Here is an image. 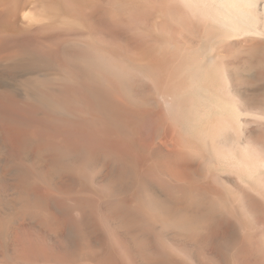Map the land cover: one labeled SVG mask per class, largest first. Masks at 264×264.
Here are the masks:
<instances>
[{
    "label": "bare ground",
    "instance_id": "6f19581e",
    "mask_svg": "<svg viewBox=\"0 0 264 264\" xmlns=\"http://www.w3.org/2000/svg\"><path fill=\"white\" fill-rule=\"evenodd\" d=\"M31 1L33 5L38 7L43 12L44 11L51 12V11L56 10L58 7V5H56L53 2V0H31ZM63 1H65L66 7L67 9L70 10L72 16L78 17L86 21L87 19H89L88 17H91V16L93 17V15H96L98 12H100V8L102 9V7H98L96 5L95 0H63ZM176 2H179L178 3L179 5H176ZM258 2L259 0H253V2H251V0H162V4H161L162 6L158 7L160 8L159 12H162V17L159 18L155 16L153 18L155 20V23H157V25H160L157 27L173 31V33L174 32L175 33L178 32L182 34H185V33L192 34L193 32L198 33L199 32L198 27L193 28L194 24L189 26V24H191L190 21H187L186 19L182 18L183 14H186L187 12V14L188 13L190 14L189 15L190 17L191 15H197V16L200 15L205 20L206 23H209V25L213 27H219L223 29L225 33L227 34H230V35L234 34V36H237V37L239 36V38L237 39V45H236L238 53H237L236 59L234 58L235 62L233 65H231L232 64L231 62L222 61L221 63L215 66L214 64L215 55L210 60L208 59L209 62L197 63L198 62L197 59L190 57L187 54L185 55L183 53L179 56L175 53H169L170 55L167 54L168 56H166V58H164L162 61L164 65H166L167 67L164 72V78L160 84L155 86V91L163 102V108H164L163 115L166 117L165 118L166 121L168 120L172 124H176L179 128H185L188 132L193 131V130L196 132L199 131L201 133L202 140L205 142V144L207 143L210 146L214 147L212 150L213 152L207 148L202 149L201 147L190 146V145L183 143L180 137L172 133L170 129L168 128V126L166 125V123H164L166 122L165 119L163 122L161 120L162 118L159 119V116L153 118L155 125H152V127L155 126V128L151 127L152 129L150 130V132H149L150 128L146 129L147 133L149 132V135H148L149 137L150 136L152 137V135H150L151 132L154 133L153 138L151 140L148 139V141L150 142L139 141L136 138L137 134L135 131L137 130L132 131V132L128 131L129 127H127L126 123L124 122L120 123L117 119V116L121 117V115L126 114V110L124 107H121L122 105L121 103L120 104L118 103L117 105V102H120L122 99L120 101H116L112 97L111 94H114L115 90H113V93H110L109 92L111 90L110 88L107 89L106 87L103 86L104 88L109 90L108 92H105L106 89H104L100 85L101 87L100 88L101 90H100L97 84H96L97 86L94 84L92 85L90 84V86L89 85L87 86L85 85V83L83 85H81L82 83H80L79 86L78 84L77 85L73 84L74 86H78L77 90H80L78 89L80 87L84 91L83 98H81L84 102L82 101L83 104L81 105L85 106L88 109V112L90 111L91 113H94L96 116H98V118L101 119V121L103 122L106 128L117 131V134H118L117 136L119 139H113V138L111 139L107 137L99 141L96 140L97 142H95L94 140H90V141L85 142L86 144L81 146L80 148L74 147L72 142L63 140V139L59 141H55L52 144H46L60 151V156L53 157L49 155L45 160V164H44L45 166L43 165V168L41 167L40 169L37 168L39 170L38 172H36L37 174L35 177L42 180L44 184L50 182L49 186L53 188L55 186L54 184L55 181H57L54 178H59L69 183L71 182V184H73L72 187L76 188V190L74 191V194H76V196L68 203L69 208L65 209L66 212L62 213L61 211L53 212L49 210V208H47V205L43 201H40L41 200L40 198H42L41 191L40 193L38 192V194H40L41 196L39 197L37 196V193L35 195L34 193H32V191L23 193V192H20V190L22 189H20L19 191L17 190L18 193L19 192L22 193L21 195L25 194L23 195V197H20L21 196L20 195L19 198H17L18 197L17 194H15V192L13 193L16 195V197H14L15 195L13 197L18 199L19 209L18 211H16L17 212L16 215L20 217L19 220L20 219L22 220V218L26 220H32L37 227L45 230L46 232L51 233L53 235H61L63 239L65 240L69 250L71 251V255H73L75 259H77V257L78 258L80 257V259L83 260V256H85V258L87 256H90V258H88V261L91 260L93 264H227L221 258L216 259L215 255H212L213 258L211 257L207 258L209 260H206V259L202 260L199 258L200 255L203 253V251L208 248L206 246H209L212 243L213 235L216 234L218 230H219V234H222L223 229H220V225L218 223L213 222L212 219H209V215L200 213L199 209H201V207L204 208L207 205L205 202V197L203 195H200V193H197L198 192L197 190H193V186L191 182L193 178L192 177L193 174H195L194 176H197V175L200 176V172L193 173L192 171H190V169L192 170L193 167L198 168L204 165H208L212 161L214 162V158L216 159L219 158V160H223V163L225 162L227 164H230L233 166V168H235L233 169L232 167H228L231 169V171L232 169L236 171L235 179L233 180H237L241 176H244L246 178H252L264 168V161H261L258 158L252 159L250 152H248L245 149L249 145L247 139L250 138V135L251 136L255 135L256 132L258 131V128L255 125L260 127V129L264 128V111L263 109H260L261 111L258 110L259 112H253L252 114H250V117L252 118L250 120L247 119V117H245L246 113H248L249 111L248 106L251 104H249V102L245 100L246 88L244 87L242 83L245 77V72L247 71L246 66L248 65V62L250 61L248 51L250 49L254 50V48L255 49L257 48V46L253 47L255 44L249 45L246 42L247 40L245 36H247L248 31H250L248 28V18L249 17H253L255 21L253 28H252L254 34L257 35L259 33L258 31L259 27L257 28L255 26L257 23V17L260 18L259 17L260 13L258 14V8H259ZM24 6L26 7L27 5H24ZM18 8L19 7H17V5L16 6L14 4L12 5L10 0L0 2V30H6L8 26L13 25L12 23L14 22L16 18L15 16L18 14V12H16ZM39 9L38 11H40ZM87 10L88 11L91 10V12H88ZM152 11L154 15H156V12L158 10L153 8ZM149 12L145 10V11H141V13L137 12L138 16L136 14L135 15L138 18L139 16H141V18L147 19V17L150 16ZM261 13L263 12L261 11ZM59 15H60V12H59ZM132 17H135V16L132 15ZM71 20L69 19V21ZM118 26L119 24H117V27ZM113 27L111 28V26H109L110 28L109 34L114 35L116 33L117 35L118 32L116 31L120 32V30H116L115 28L113 29ZM126 27L127 26H125V28ZM160 28L158 29L160 30ZM76 31H73V32H76ZM170 31L168 32L170 33ZM129 32H130V29H129ZM75 34L81 37L83 36L81 35L82 33L77 34L76 32ZM124 34L122 36L124 43H126L128 48H130V50H132L135 53L133 54L138 55V57L145 56V59L148 60L149 56L148 57L146 56V50L148 47L153 45L151 44L152 40L150 39L151 41L149 40L148 42L147 40L146 42H144L142 41V39L141 40L135 39L136 37L129 38V36H126V34L125 35ZM222 35H225V34H222ZM218 36L221 37V35H218ZM117 37L120 38L121 35L120 36L118 35ZM226 37L228 36L226 35ZM243 37H245L246 41L243 40ZM2 38H0V81L5 82L7 80H12V78L17 74L16 70H18V68H20L21 65L18 62L19 61L18 59L20 58H17L15 54V48H17L16 46L18 45H16L15 43L8 42L6 41V39L4 40ZM217 40L219 39L217 38ZM70 42H67V43L70 44ZM74 42L75 40H73V43ZM78 44H79V47L80 45H82L81 43H78ZM78 44L76 43L75 45H78ZM77 48L75 47V49ZM82 49H83V46H82ZM183 49L185 51L186 47ZM220 53H219L218 59H220L219 57L222 56V54L220 55ZM60 55L62 56V54ZM216 56H217V53H216ZM64 57L66 58L68 56H64ZM261 58L262 57H260L259 59ZM61 59L63 60L64 58H61ZM69 59L72 62L75 61L77 63L82 64L84 68L88 70L89 74H92L94 78H97L100 74L102 75V77L106 75L104 78L105 79L110 78V80L114 81V84L116 83L118 87L122 89V92L124 93L122 94L127 100L130 99V97H132L133 91H135L134 89L137 87H140V85H138L139 80L135 81L138 78L134 79L136 75L133 77L134 74L132 75L133 72L131 68L125 67L124 64H121L124 67L120 68L119 61H117V59L114 56L107 57L105 55L98 54L97 52H92V53H88L85 55L73 54L72 57ZM139 59H142V58H139ZM70 61H69V65H70ZM63 63L65 64L68 62L65 61ZM228 63H231V64L229 65ZM68 66H67V69H68ZM60 67L62 66L60 65ZM65 69L66 68L64 66V70ZM65 72L67 73V71ZM62 73H63V70H62ZM140 73L141 71L138 74L141 75ZM210 74L211 75L213 74L212 80H210ZM141 76H144V75H141ZM39 77L40 78H38V81L40 85H24L25 87L23 88L22 86L20 88V91L25 96L35 99L37 102L38 101H41L43 103L51 102V104L54 106L56 110L65 112L64 107H66L67 104H71V103H68L69 101L67 102V98H65V96L61 97L60 95L47 94L46 92H49L47 91L49 89V85H43V84L45 81H50L51 78H49L48 75H39ZM93 77H91V79H93ZM102 77H101V81H102ZM59 78L60 76L58 77L54 76L52 80L54 81L61 80V82L64 81V84L66 81L67 84L70 83V85H72L70 82L71 80L67 82L68 81L66 80L67 77H65L64 80H62L63 79L62 77H61L62 79H59ZM142 78L144 79L145 77H142ZM157 78H159V76L156 77V79ZM201 79H203L207 85L209 86L213 85L214 87H210V88H208L207 86L206 88L201 87V83H200ZM72 80L74 79L72 78ZM95 80L99 81L100 79L97 78ZM110 80H107V81L109 82ZM158 82H159V79H158ZM64 84H62V86ZM70 85H68V87H70ZM147 86L150 87L149 85ZM64 87L66 89L67 85H65ZM71 88L70 89L68 88L69 89L68 91L66 89V92H70ZM58 89H59V85H57V87H55V89L52 91L57 92ZM74 89L75 87L73 88L72 92L76 91ZM102 89H104V91H102ZM121 89L120 91L117 90L116 92L121 93ZM153 89L154 88L150 90L152 93L154 91ZM64 90L62 92H64ZM83 91L80 90L81 93H79V95L76 94L77 95L76 98H78L77 99L78 101L80 99L79 96L82 97ZM120 93H118L119 96L121 95ZM137 94L139 93L136 92V95ZM113 96H116V94ZM232 96L236 97V101L232 100ZM128 102H130V100ZM136 103L145 105V102L138 101ZM148 103L149 104L147 105H150L149 100H148ZM123 104H124V101H123ZM129 104L135 105L134 101ZM79 105L78 107L75 105L76 106L75 108H78V110L76 109V111H79L78 114L80 113V111L84 112V110L79 109ZM208 116H210L211 118H209ZM136 119L138 120V118ZM139 121H142V120L140 119ZM147 122L149 123L148 120ZM171 123H168L169 126ZM16 124H18V122ZM140 124L142 126V123ZM8 129H10V126ZM129 129L132 130L134 128H129ZM153 129H155V131ZM12 130H14L15 132V128ZM14 132L13 131L11 132L13 133L12 135L9 133V135H11L12 137V140L10 139L9 136L7 137L11 140L10 145L11 144L14 145V147H16L17 149L18 148L20 149L21 147L22 148L25 147L27 144V141H29L28 137L23 138L24 137L23 132H20V131H16L17 133L16 132L14 133ZM138 134L140 135V133ZM146 136L147 135H145V138ZM123 138L127 139L128 140L127 142H129L130 144L125 142ZM229 142L233 143L232 145H235V147L231 146L232 149L231 148L223 149L224 148L223 146L227 145ZM236 147H239L240 149L239 154H237ZM145 148H150L155 153L154 154L155 156L153 155L154 157L152 158L150 157L151 159L145 158ZM44 149H45L44 145L37 147V150H40L41 152H43ZM47 149H50V148H47ZM13 155H14V152H13ZM34 158L36 162L38 158L37 160L35 156ZM13 161H18V160L13 159ZM32 165L34 166V164ZM78 165L81 166L79 169H77ZM223 165L226 166L225 164ZM230 165H227V166H230ZM215 166H218V163ZM35 167L36 166H34V168ZM37 169H34V170L37 171ZM5 171L4 172L1 171V172L5 173ZM227 173L228 174L226 175L231 174V173L229 174V171ZM34 175L35 174H33V176ZM157 176H161L162 179L161 178L159 179ZM9 179L11 180V178ZM0 180H1V176H0ZM51 180H54L53 181L54 185L51 184ZM223 180H224V177H223ZM22 184H24V182ZM246 184L247 183L245 180V185ZM210 185L212 186V184ZM233 185H236V183ZM257 185L258 184H256V186L254 187H257ZM60 187H62V185H60ZM175 188L177 189V191L173 192L172 189H175ZM63 189H67V188L64 187ZM24 190H25V187H24ZM247 191H248L247 193L250 192L249 190ZM47 192L46 193L44 192V193L47 194ZM49 192L51 193V191ZM49 192L47 196L49 195ZM52 194L53 193H51V195ZM261 194L263 193H260V195ZM256 195H257V192H256ZM44 196L45 195H43V199L45 198ZM50 197H47V198H50ZM260 197L257 196V198H260ZM257 200L255 201L261 202V200L260 201H257ZM10 202H7V203H10ZM246 203H247L246 205L249 206L250 210L258 211L257 209L258 205H261L263 202L257 203L258 204L257 205L251 198V199H247ZM7 205L9 204H6L4 206H7ZM18 205H16V207ZM215 205L219 206V204L217 203H215ZM8 209L9 210L12 209L11 206ZM261 210L264 211L263 209ZM16 212L14 211L13 213H16ZM11 218H13V216ZM263 218L264 217H262V220ZM16 220H15V223H16ZM15 223L13 224L15 225ZM239 224L240 223H238V225ZM180 243H182L181 244L182 247H179L180 249L183 248L184 244L185 246L187 245V249L188 247H190L188 251L181 250L184 253V256L186 255L187 257L186 259L183 258L184 257L183 255L182 257L180 256V254L178 255L177 252H175L177 255L173 254L172 251H170L169 249L170 247L172 248L178 247ZM255 247H258V246H255ZM255 247H254V250H256ZM248 248H250L249 245H248ZM229 252L227 253L230 254ZM234 252L241 254V251L239 248H236V251ZM259 252L261 253V251ZM7 253L9 252L7 251ZM208 254L210 253L208 252ZM218 254L221 257L222 251L220 249H218ZM256 254L258 253L256 252L255 256ZM252 255H251V258H253ZM262 257L264 258V256ZM259 258L260 257H258V259ZM80 259H77V261H74V263H77V264L81 263L78 261ZM64 263L65 262H63L62 264ZM86 264H88V262Z\"/></svg>",
    "mask_w": 264,
    "mask_h": 264
},
{
    "label": "rangeland",
    "instance_id": "374dc122",
    "mask_svg": "<svg viewBox=\"0 0 264 264\" xmlns=\"http://www.w3.org/2000/svg\"><path fill=\"white\" fill-rule=\"evenodd\" d=\"M3 1H6V0H0V2H3ZM10 1H11L12 5L14 4L15 6L17 5V7H19L16 11V12H18V14L16 13L17 15L15 16L16 18H15L14 22L12 23L13 25L8 26V28L6 30H0V38L3 37L2 39H4V40L6 39V41H8V42L15 43L16 45H18V46H16L17 48H15V54H16L17 58H20V59H18L19 60L18 62L21 66H20V68H18V70H16L17 74L12 78V80H7L5 82L0 81V133H2V134H0V163H1L0 164V174H1L0 175L1 176V180H0V264H1V262H2V264H57V263L62 264L63 262H65L64 264H68V262H69V264L70 263L71 264H77V263H74V261H77V259H80V257L79 258L77 257V259H75V257L73 255H71V251L69 250L65 240L63 239V237L61 235H53L51 233L46 232L45 230L37 227L32 220H26L23 218H22V220L21 219L19 220L20 217H18L16 215L17 214L16 211H18V209H19L17 198H19V196L22 194L20 192L27 193V192L32 191V193H34L35 195L37 193V196H39V197L42 196V198H40L41 199L40 201H43L47 205V208H49V210H51L53 212L61 211L62 213L66 212L65 209L69 208L68 203L76 196V194H74V191L76 190V188L72 187L73 184H71V182L69 183V182H66L65 180H62L59 178H54L57 181H55V183H54L53 182L54 180H51V184L52 185L55 184V186L53 188V187L49 186L50 182L46 183L47 184L46 185V184H44V182L42 180L35 177L37 174L36 172H38V170L41 167L43 168V165L45 164V160L49 155H51L53 157H59L60 156V151H58V150H56V149H54V148H52L46 144H52L55 141H59V140L63 139V140H67V141L72 142L74 147L80 148L81 146L86 144L85 142L90 141V140H94L95 142H97L96 140L99 141V140L107 138V137H109L111 139L112 138L113 139H119L117 136L118 135L117 131H115L113 129L106 128L104 126L103 122L101 121V119L98 118V116H96L94 113H91L90 111L88 112V109L85 106L81 105L84 102L81 99V98H83L84 91L80 87L78 89L83 91L82 97L79 96L80 99H79V101L77 100L78 99V98H76L77 95H79V93H81L80 90H77V87L79 86V84L82 83L81 85H83L85 83V85H87V86L88 85L90 86V84L91 85L97 84L99 89L101 88L100 87V85H101L102 87L104 86L107 89L110 88L111 90L109 91L103 87L104 89H106L105 92L109 91L110 93H113V90H115L114 94H111L112 97L116 101H120L122 99L120 102H117V105H118V103L119 104L121 103L122 104L121 107H124L126 110V114L121 115V117L117 116L118 121L120 123L121 122L126 123L127 127H129V128H134L132 130L128 128V131H130V132L137 130V131H135L137 134L136 135L137 140L144 141V142H150V141H148V139L151 140L154 136L153 132H151V134H150V135H152V137L148 136L150 130L153 127L155 128V126L152 127V125H155L153 118L159 116V119L162 118L161 120L163 122H164V119L166 118L163 115V113H164L163 102L159 98V96L157 95V93L155 91V86L160 84L164 78V72H165L167 67H166V65H164V63L162 61L164 58H166V56H168L167 54L175 53V54L180 56L181 54L184 53L185 55L187 54L188 56L197 59L198 60L197 63L209 62V60L211 58H213V56L215 55L214 56L215 57V61H214L215 66L217 64L221 63L222 61L231 62L232 64L231 63H228V64L233 65L235 62V59L237 57V53H238L236 45H237V39L239 38V36L237 37V36H234V34H231V35L227 34V33H225V31L223 29L209 25V23H206L205 20L200 15H198V16L197 15H191V17H190L189 16L190 14L189 13L187 14V12H186V14H183L182 18L186 19L187 21H190L191 24H189V26L194 24L193 28L198 27L199 28L198 33L193 32L192 34L191 33L182 34V33L177 32L178 33V35H177V33H175V32L173 33V31L157 27L160 25H157V23H155V20L153 18L155 16H157L159 18L162 17V12H159L160 8H158L159 6L160 7L162 6L161 5L162 0H100L101 2L99 0H95L96 5L98 7H102V9L100 8L101 13L98 12L96 15H93V17L92 16L88 17L89 19H87V21L80 19L78 17L72 16L70 10L67 9V7H66L65 1H63V0H53V2L56 5H58V7L56 10L51 11V12L50 11L49 12L48 11L43 12L38 7L33 5L31 0H10ZM251 2H253V0H251ZM262 2H263V0H261V1L259 0V2H258V7H259L258 8V14L260 13L259 14L260 18L257 17V23L255 25L257 28L259 27L258 31L261 34H259V33L257 35L254 34L252 28H253L255 21H254L253 17H249L248 18V28L250 31H248L247 36H245L247 41L245 40V37H243V40H245L249 45L255 44L253 47L257 46L256 49L254 48V50L250 49L248 51L250 61L248 62V65L246 66L247 71L245 72V77L242 81L244 87L246 88L245 100L248 101L249 104H251L248 106L249 111H248V113H246V116H245L249 120L252 119L250 117V114H252L253 112H259L258 110H260V109H263V111H264V31H263L264 30L263 29L264 28V25H263L264 24V2L263 3ZM178 3L179 2H176V5H179ZM261 3L263 4V6ZM24 5H27V6L25 7ZM261 6H262V8H261ZM152 7L158 10L156 12V15H154V13L152 11V9H153ZM260 8H261V10H260ZM38 9L40 11H38ZM145 10L147 12H149L151 10L149 12L150 16H148L147 19L146 18L143 19V18H141V16H139V18L136 17V15L138 16L137 12L141 13V11H145ZM261 11L263 13H261ZM59 12H60V15H59ZM88 12H91V10H89ZM132 15L135 17H132ZM91 18H92V20H91ZM176 18H177V16H176ZM69 19L70 20L72 19V20L69 21ZM112 24L114 27L112 26ZM117 24H119V26H118L119 29L117 27ZM76 25H78V26H76ZM109 26H111V28L113 27V29L115 28L116 30H120V32L116 31L119 34L118 33H117V35H116V33L114 35L109 34L110 33ZM125 26H127V27L125 28ZM107 28H109V29H107ZM158 28H160V30ZM207 28H209V29H207ZM129 29H130V32H129ZM76 30H78L79 33ZM73 31H76L77 34L82 33L81 35H83V36L81 37L79 35H76L75 34L76 32H73ZM168 31H170V33ZM98 32H100L101 34ZM123 32L126 34V36H129V38L130 37L131 38L136 37L135 39H138V40L142 39V41H144V42H146L147 40L149 42L150 39L152 40L151 44H153V45L148 47L146 50V56L147 57L149 56L148 60L145 59V56L138 57V55H134L135 53L132 50H130V48H128L126 43H124V40L122 37L124 34ZM262 32H263V34H262ZM121 33H123V34H121ZM139 34H141V35H139ZM222 34H225V35H222ZM118 35L119 36L121 35L122 38L117 37ZM134 35H136V36H134ZM218 35H221V37ZM226 35L228 37H226ZM69 36H71V37H69ZM78 36H79V38H78ZM140 37H142V38H140ZM217 38L219 40H217ZM73 40H75L74 43H73ZM66 41L67 42L71 41L73 45L71 44V42L69 44ZM63 42H65V43H63ZM76 43L77 44L81 43L82 45H80V47H79V44L75 45ZM208 43H210V44H208ZM62 44H64V45H62ZM77 46H78V48H77ZM82 46H83V49H82ZM63 47H64V49H63ZM75 47L77 49H75ZM185 47H186V50L184 51L183 48H185ZM207 49H209V50H207ZM61 50H62V52H61ZM90 50L92 52H97L98 54L105 55L107 57L114 56L117 59V61H119L120 68H122L124 66L131 68V70L133 72L132 75L134 74L133 77L135 75L137 76V77L135 76L134 79L138 78L135 81L139 80L138 81L139 84H138V82H137V84L140 85V87H137L138 89L137 88L134 89L135 91H133L132 97H130V99L127 100L124 97V95H123L124 93L122 92V89L120 87H118V85L116 83L114 84V81L110 80V78L105 79L104 77L106 75H104L102 77V75L100 74L97 77L100 80L99 81L95 80L97 78H94L92 76V74H89L88 70H86L82 64L77 63L75 61L72 62L69 59L72 57L73 54L85 55L88 53H92ZM147 51H149V52H147ZM203 51H204V53H203ZM216 53H217V56H216ZM219 53H220V55L222 54L223 57L225 55V57L223 58L222 56H220L219 57L220 59H218ZM60 54H62V56ZM64 56H68L69 58L68 57L65 58ZM260 57H262V58L259 59ZM61 58H64V59L62 60ZM139 58H142V59H139ZM64 60L68 63L64 64L63 63V62H65ZM68 60L70 61V65H69ZM218 60H220V61H218ZM260 61H261V63H260ZM158 62H159V64H158ZM121 64H124V66ZM60 65L62 67H60ZM64 66L66 68L65 70H64ZM67 66H68V69H67ZM62 70H63V73H62ZM85 70H86V72H85ZM65 71H67V73ZM140 71H141L140 74L144 75V76H141L138 74ZM39 75H48L49 78H51L50 81H45L43 84V85H49V89L47 90L49 92H46L47 94L60 95L61 97L65 96V98H67V102L69 101L68 103H71V104H67L66 107H64L65 112H61V111L56 110L54 108V106L51 104V102L50 103H43L41 101L37 102L35 99H32L30 97L25 96L20 91V88L22 86H23V88L25 87L24 85H40L39 81H38V78H40ZM68 75H70V76H68ZM87 75H89L90 77ZM138 75L141 77H139ZM161 75H163V76H161ZM54 76L55 77L60 76L59 79L63 78L62 80H64V78L67 77L68 78V79L66 78V80H68L67 82H69L71 80L70 82L72 85L78 84V86H74V85L72 86V85H70V83L67 84L66 81H65V84H64V81L61 82V80H58V81L55 80L54 81V80H52ZM158 76H159V78L156 79V77H158ZM91 77H93V79H91ZM101 77H102V81H101ZM142 77H145L147 79H145V78L143 79ZM72 78L75 81L72 80ZM141 78L144 81L145 80H147V81L144 82ZM212 78H213V74L212 75L210 74V80H212ZM158 79H159V82H158ZM107 80H110L111 83H110V81L108 82ZM200 83H201V87H203V88L204 87L206 88V86L208 88L214 87L213 85L212 86L207 85L203 79H201ZM62 84H64V85L62 86ZM57 85H59V89H58L59 92L58 91L53 92L52 90H54L55 87H57ZM65 85H67V87H66L67 91L72 87L71 91H70L71 93L66 92V89L64 87ZM68 85H70V87H68ZM147 85H149L150 87H148ZM215 86H217V85H215ZM74 87H75L74 90H76V91L72 92ZM148 88H150V89H148ZM152 88H154L153 90L155 91V93H154V91H153V93L150 91V90H152ZM62 89L63 90L65 89L64 92H62L63 91ZM104 89H102V91H104ZM120 89H121V93L116 92L117 90L120 91ZM136 92L139 93L140 96H139V94L136 95ZM61 93H63V94H61ZM118 93H120L123 97L121 95L119 96ZM115 94H116V96H113ZM154 96H156V97H154ZM74 100H76V101H74ZM129 100H130V102H128ZM148 100L150 102V105H147V104H149ZM232 100L236 101V97L232 96ZM123 101H124V104H123ZM131 101L132 102L134 101L135 105L129 104V103H132ZM138 101L139 102H145V105L144 104H137L136 102H138ZM76 102L79 103L80 105L77 104ZM75 105L77 107L79 105V109L84 110V112L80 111V113L78 114L79 111H76V109L78 110V108H75L76 107ZM151 105H153V106H151ZM80 106H81V108H80ZM247 114H249V115H247ZM129 115H131V116H129ZM208 117L211 118L210 116H208ZM136 118H138V120ZM140 119L142 121H139ZM143 119H144V121H143ZM147 120L149 121V123L147 122ZM165 121H166V119H165ZM17 122H18V124H16ZM139 122L142 123V126ZM133 123H134V125H133ZM164 123H166V125L168 126V128L170 129V131L172 133H174L180 137V139L182 140L183 143L190 145V146L201 147L202 149L207 148L211 151L213 150L214 147L210 146L207 143L205 144V142L202 140L201 133L199 131L196 132L193 130V131L188 132L185 128H179L176 124H172L168 120ZM168 123H171L170 126ZM12 125H14V126L17 125V126L14 127ZM131 125H133V126H131ZM9 126H10V129H8ZM255 126L258 128V131L256 132L255 135H252V136L250 135V138L247 139L249 145L245 149L248 152H250L252 159L258 158L259 160L264 161V158H262V157H264V132H262V131H264V128L260 129V127H258L257 125H255ZM14 128H15V132L16 131L23 132V134H24L23 138L28 137L29 141H27L26 146L23 148L21 147L24 151L21 148L17 149L12 144L10 145L11 140H12L11 135L13 134L11 132L12 131L14 132V130H12ZM146 129H149L148 133H147ZM153 130L155 131V129H153ZM9 133L11 135H9ZM138 133H140V135ZM142 134L147 135L148 136V137L146 136L147 139L145 138V135L143 136ZM3 136H5V137H3ZM8 136L10 137L11 140L9 138H7ZM116 136H117V138H116ZM124 140H125V142L128 141L127 139H124ZM28 143L30 146L28 145ZM127 143H129V142H127ZM232 144L233 143L229 142L227 144L228 146L225 145V146H223L224 148L223 147L222 148L223 149H230V148L232 149V147H235V145H232ZM43 145L45 147L43 152H41L40 150H37L38 146H43ZM47 148H50V149H47ZM236 148H237V154H239L240 149H239V147H236ZM26 149H27V151H26ZM13 152H14V155H13ZM19 152H20V154H19ZM154 154L155 153L150 148H145V158H147V159H149L150 157L152 158L155 156ZM34 156L36 157V160L38 158V160L40 162L37 160L36 161L37 163H36ZM252 156H254V157H252ZM13 159L18 160V161H13ZM135 160H136V158H135ZM217 163H218V166H215ZM32 164H34V166H36V167L34 168V166ZM37 164H38V166H37ZM223 164H225L226 166H224ZM227 165H230V164H227L225 162L223 163V160H219V158L218 159L214 158V162L212 161L208 165H204V166L198 167V168L193 167L192 170L190 169V171H192L193 173L194 172H196V173L200 172V176L199 175L194 176L195 174L192 173L193 178L191 181L192 186H193V190H197L198 191L197 193H200V195H203L205 197V202L207 204L205 206L206 209H205V207L204 208L201 207V209H199L200 213L209 215V219H212L213 222L218 223L220 225V229H223L222 234H219V230H218L216 232V234H214L215 236L213 235L212 243L209 246H206V247H208L207 248L208 250L205 248L206 250L203 251V253L200 255L199 258L202 260H205V259L209 260L207 258H209V257L213 258L212 255H215L216 259L221 258L227 264H249V262H250V264L251 263L260 264V262H261V264H264V258L262 257V256H264V251H263L264 250V239H262V238H264V236H263L264 235V232H263L264 231V218L262 220V217H264V214H262V213H264V211L261 210V209L264 210V187H263L264 186V168L261 171H259L252 178H246L244 176H241L240 177L241 179L239 178L241 180L240 181L239 179L233 180V179H235V175H236V171L233 170L235 168H233L232 165H230V166H227ZM77 167H78L77 169H79L81 166L78 165ZM221 167L222 168L225 167V168L222 169ZM228 167H232L233 168L232 171ZM33 168L34 169L39 168V169H37V171H36ZM31 170H32V172H31ZM213 170L215 173L213 172ZM222 170H224L225 172ZM1 171H3V172L5 171V173H3ZM221 171H222V173H221ZM226 171L227 172L229 171V174L231 173L230 174L231 176L226 175V174H228ZM4 174H6V175H4ZM33 174H35V175L33 176ZM213 174H215V175H213ZM216 174H218V175H216ZM219 176H220V178H219ZM157 177L159 179L161 178V176H157ZM223 177H224V180H223ZM225 177H227V178H225ZM9 178H11V180ZM208 179H209V181H208ZM225 180H226V182H225ZM245 180L247 183L246 185H245ZM14 181H16V182H14ZM250 181H251V183H250ZM23 182H24V184H22ZM56 182H57V184H56ZM256 182H258V183H256ZM260 182H262V183H260ZM235 183H236V185H233ZM76 184H78V183H76ZM210 184H212V186ZM253 184H255V185H253ZM256 184L259 185V186L257 185L258 188L254 187V186H256ZM43 185L46 188H44ZM60 185H62L63 188L65 187L67 189H63L62 187H60ZM63 185H65V186H63ZM14 186L18 189H16ZM24 187H25V190H24ZM252 187H254V188H252ZM246 188H247V190L250 191L249 193H247L248 191L246 190ZM15 189H16V191H15ZM20 189H22V190H20ZM215 189H217V190H215ZM17 190L18 191L20 190V192L18 193ZM34 190H36L37 192ZM245 190H246V192H245ZM40 191L42 192L41 196H40V194H38V192L40 193ZM47 191L48 192L51 191V193H53V194L51 195V193L49 192V195L47 196V194H48ZM172 191L176 192L177 189L176 188L172 189ZM14 192L18 196L17 198H14V197H16V195L13 194ZM44 192L45 193L47 192V194H45ZM208 192H210V193H208ZM256 192H257V195H256ZM260 193H263V194L260 195ZM23 195H25V194H23ZM23 195H21L20 197H23ZM43 195H45L44 199H43ZM219 195H221V196H219ZM50 196H52L54 200ZM257 196H259V197L261 196L260 198H262L263 200L260 198H257ZM47 197H50V198H47ZM3 198L4 199L6 198V199L4 200ZM251 198L256 204L263 202L261 205L257 204L258 205V208H257L258 211L250 210L249 206L246 205L247 199H251ZM15 199H17V200H15ZM214 199H215V201H214ZM242 199H243V201H242ZM259 199L261 200V202L255 201V200L260 201ZM7 202H10V203H7ZM51 202H52V204H51ZM218 202H220L221 204ZM215 203L219 204V206L218 205L216 206ZM6 204H9V205H7L8 207L4 206ZM16 205H18V206L16 207ZM3 206H4V208H3ZM10 206L12 209L9 210L8 208H10ZM56 206H57V208H56ZM222 207H224V208H222ZM6 209H8V210H6ZM207 209H209V210H207ZM214 209H215V211H214ZM14 211L16 213H13ZM258 213H259V215H258ZM260 214H261V216H260ZM9 216H10V218H9ZM12 216H13V218H11ZM230 218H232V219H230ZM16 219H18V220H16ZM15 220H16V223H15ZM260 221H262V222H260ZM12 222L15 223V225ZM29 223H30V225H29ZM238 223H240V224L238 225ZM248 233H249V235H248ZM250 233H251V235H250ZM246 238H247L248 242H247ZM229 240L232 242H230ZM226 242H228V243H226ZM245 242H247V243H245ZM250 243H252V244H250ZM255 243L258 245H256ZM181 244L182 243H180V245L178 247H173V248L170 247L169 248L170 251H172V253L175 255L180 254L181 257H182V255L184 256V253L181 250H187L188 251V249H190V247H188V249H187V245L185 246V244H184L183 248L180 249L179 247H182ZM248 245L250 248H248ZM255 246H258V247H255ZM254 247L256 250H254ZM175 248L178 251H176ZM236 248L240 249L241 254L234 252V251H236ZM218 249H220L222 251L221 257L218 254ZM258 250L261 251V253ZM7 251L9 253L10 252L11 253L9 254V253H7ZM226 251L227 252L230 251L229 252L230 254H228ZM175 252H177V254ZM181 252H182V254H181ZM204 252L207 254H205ZM208 252L210 254H208ZM256 252L258 254H260V255L256 254L257 257L255 256ZM243 254H245V255H243ZM250 254L251 255L254 254V255H252L253 258H251ZM258 257H260V258L258 259ZM86 258H87V260H86ZM86 258H85V256H83V260H81V259L78 260L81 263H79V262L78 263L79 264H86L88 262V264H93V262L91 260L88 261V258H90V256H87ZM183 258L186 259L187 258L186 255ZM248 259H250V260H248ZM253 259L254 260L257 259V260L254 261ZM262 259H263V261H262ZM55 261H56V263H55ZM66 261H67V263H66ZM256 262H258V263H256Z\"/></svg>",
    "mask_w": 264,
    "mask_h": 264
}]
</instances>
